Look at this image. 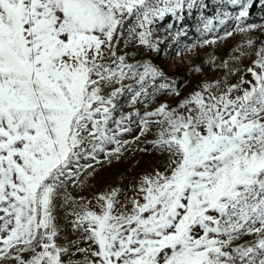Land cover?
<instances>
[{
	"label": "snow or ice",
	"instance_id": "obj_1",
	"mask_svg": "<svg viewBox=\"0 0 264 264\" xmlns=\"http://www.w3.org/2000/svg\"><path fill=\"white\" fill-rule=\"evenodd\" d=\"M227 4L236 10L223 16L235 27L223 38L264 31V22H249L264 0ZM194 6L205 7L203 0H0V264H66L56 200L81 160L120 159L130 145L120 138L131 123V114L116 116L120 100L179 95L171 80L157 85L166 80L161 68L130 62L118 46L127 35L160 51L153 25L166 15L182 20ZM247 73L252 78L239 83H227L226 73L177 107L165 101L144 112L134 142L156 124L144 143L164 157L163 170L140 175L125 203L113 188L99 194V211L80 205L74 227L89 242L77 248L86 254L80 264H264V44ZM243 236L255 238L235 243Z\"/></svg>",
	"mask_w": 264,
	"mask_h": 264
},
{
	"label": "rangeland",
	"instance_id": "obj_2",
	"mask_svg": "<svg viewBox=\"0 0 264 264\" xmlns=\"http://www.w3.org/2000/svg\"><path fill=\"white\" fill-rule=\"evenodd\" d=\"M197 2L199 4L200 0ZM203 3L205 7L194 6L191 10L185 8L181 14L182 20L166 15L153 25L155 36L164 40L160 45V51H149L127 35L119 44L118 54L128 53L130 62L147 61L161 68L166 80H158L157 85L171 80L179 95L160 91L147 100L141 98L134 105H130V96L126 93L120 100L122 107L118 108L116 116L119 117L121 113L131 114V123L128 125L130 131L120 138L129 141L130 145L122 152L120 159L112 157L107 160L100 154L97 157L99 162L91 159L81 160L83 166L81 171L74 179L66 181L56 200V222L60 231L57 243L69 248V253L65 256L66 264L69 260L72 264H80L86 254L77 252V248H89V242L83 239L85 235L83 229L74 227L76 221L74 213L82 211L80 207L82 203L87 204L91 210L99 211V204L103 203L98 200L99 194L113 188L120 189L118 198L125 203L126 198L135 195L133 188L140 175L155 167L163 170L164 157L151 145L144 143L155 138L158 127L156 124L152 125L151 133L142 137L139 142H134V137L139 135V121L144 112L154 110L159 103L165 101L170 107H177L181 100L203 84L223 80L226 73L227 83H239L241 76L245 79L252 78L247 73V68L256 59V51L264 44V31L233 32L232 36L223 38L226 31H232L235 27V21L225 19L223 13L234 14L235 7L228 5L227 0H203ZM221 19H225V23L221 24ZM209 20L212 21L209 25L210 31L204 27ZM249 22H264V8L254 7ZM249 38L254 41L252 46L246 43ZM205 40H215V43L205 44ZM178 50L179 55L176 54ZM224 62H227L228 68L223 67ZM197 67L199 71H196ZM229 69L232 71L229 72ZM137 111L139 115L136 114ZM141 148L148 150L139 151ZM87 165H91V169L87 168ZM254 238L243 236L235 243H244Z\"/></svg>",
	"mask_w": 264,
	"mask_h": 264
}]
</instances>
